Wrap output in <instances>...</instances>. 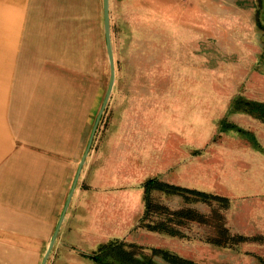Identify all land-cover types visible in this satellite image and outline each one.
I'll return each instance as SVG.
<instances>
[{
  "label": "rangeland",
  "instance_id": "rangeland-1",
  "mask_svg": "<svg viewBox=\"0 0 264 264\" xmlns=\"http://www.w3.org/2000/svg\"><path fill=\"white\" fill-rule=\"evenodd\" d=\"M113 2L115 83L99 132L105 164L111 133L132 118L127 149L125 139L117 149L128 201L93 234H59L46 264H95L87 256L112 240L140 247V258L157 248L199 264H264V0ZM110 78L104 56L103 101ZM150 179L228 198L229 207L157 191L171 213L191 214L172 224L180 236L151 232L135 200ZM221 229L229 247L211 243L224 240ZM51 238L0 235V264H42Z\"/></svg>",
  "mask_w": 264,
  "mask_h": 264
},
{
  "label": "crops",
  "instance_id": "crops-1",
  "mask_svg": "<svg viewBox=\"0 0 264 264\" xmlns=\"http://www.w3.org/2000/svg\"><path fill=\"white\" fill-rule=\"evenodd\" d=\"M113 3L0 0V235L93 234L116 203L128 201L118 190V166L126 165L117 149L123 139L127 149L132 118L111 133L108 163L101 119L95 131L104 56L111 75L108 45L114 62ZM135 200L144 203L141 189Z\"/></svg>",
  "mask_w": 264,
  "mask_h": 264
},
{
  "label": "trees",
  "instance_id": "trees-1",
  "mask_svg": "<svg viewBox=\"0 0 264 264\" xmlns=\"http://www.w3.org/2000/svg\"><path fill=\"white\" fill-rule=\"evenodd\" d=\"M143 188L145 202V211L141 220L143 227L151 232L165 234L172 237L180 236V233L173 225H179L181 221L184 222L183 218L189 220L191 213L189 214L188 211H177L171 213L170 209L157 201V198L154 197V192H163L169 196H180L184 198L186 203L202 202L209 205L217 203L225 208L229 207L230 203L228 198L195 189L171 185L162 182L159 179L148 180L144 184ZM177 219L179 221L175 222ZM221 233L224 236V234H227L228 232L225 229H221ZM225 237L226 236L223 237L224 240H211V243L220 247H229V244L226 243L228 237ZM139 250L141 251L140 247L136 245H127L123 241L112 240L108 243L100 245L96 252L88 255L87 257L95 264H156L153 260V257L155 256H160L167 264H199L192 260L182 258L166 249L154 248L152 249V256L143 255L141 256L143 258L136 257V251L139 253Z\"/></svg>",
  "mask_w": 264,
  "mask_h": 264
},
{
  "label": "water",
  "instance_id": "water-1",
  "mask_svg": "<svg viewBox=\"0 0 264 264\" xmlns=\"http://www.w3.org/2000/svg\"><path fill=\"white\" fill-rule=\"evenodd\" d=\"M105 6H106V7L108 6V0H105ZM108 54H109L110 63H111V78H110V84H109V87H108V90H107V93H106L105 99H104V101H103V105H102L101 113H100V115H99V117H98V120H97V123H96V127H95V131H96L97 126H98V124H99V122H100V119H101L102 115L104 114V111H105V109H106V107H107V104H108V102H109V99H110V96H111V92H112V90H113L114 83H115V66H114L113 56H112L111 49H110V46H109V45H108ZM95 131H94V133H95ZM93 137H94V136H93ZM92 142H93V138L91 139V142H90V144H89V147H88V149H87V152H86V154H85V156H84V158H83V160H82V162H81V166H80V169H79L78 177H79V175H80V173H81V171H82L83 165L85 164V161H86V159H87V157H88V154H89V151H90V148H91ZM78 177H77V179H78ZM76 185H77V180H76V182H75V184H74V186H73V190H72V192L75 190ZM70 199H71V196H70ZM69 205H70V200H69V201L67 202V204H66V207H65V210H64L63 216H62V218H61V222L63 221V218H64V216H65V213H66V211H67ZM58 231H59V229H57V232H55V234H54V236H53V238H52V241H51V243H50V245H49V248H48V250H47V252H46V255H45V257H44V260H43L42 264H46V262H47V260H48V258H49V256H50V254H51V252H52V249H53V247H54V245H55V242H56V240H57V237H58V235H59Z\"/></svg>",
  "mask_w": 264,
  "mask_h": 264
}]
</instances>
